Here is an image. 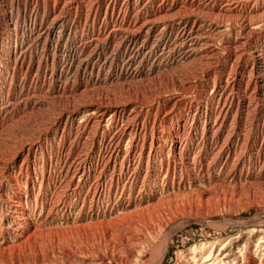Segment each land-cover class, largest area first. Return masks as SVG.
<instances>
[{
    "label": "rangeland",
    "instance_id": "1",
    "mask_svg": "<svg viewBox=\"0 0 264 264\" xmlns=\"http://www.w3.org/2000/svg\"><path fill=\"white\" fill-rule=\"evenodd\" d=\"M62 1V5L65 3L67 8L75 13V4L80 0ZM58 2L60 0H38L35 7L34 4L31 5L30 0H0V264H49L48 256L55 260L53 264H69L65 259L67 252L79 254L91 248L105 251L109 247L110 234L114 227H98L92 225L98 224V221L88 223L81 220L86 216L110 210H113L114 217L121 214L118 202L121 187H117L119 171H116L113 182L111 177L114 174V165L119 169L124 157L127 153L129 155L131 144L129 136L121 141L118 159L110 161L102 148L126 124L122 120L119 123L113 122V126L108 125L109 115L112 113L108 111L101 127L96 123L88 125L87 122H82L86 111L84 105L91 102H100L103 106H112L117 102L125 104L127 99L143 96L145 98L149 94L157 96L158 92L162 93L163 98H175L171 87L176 71L168 69L169 67L165 72H161L157 80L151 77V82H146L147 78L123 80L119 76L121 67H131L135 70L138 66L136 69L140 67L147 70L151 62L142 64L141 55L137 54L132 56L129 53V56H125L127 47L119 46L114 49L119 45L118 41L111 45L99 46L102 50L95 48L92 56L86 53L78 59L82 61L81 68L68 71L66 52L72 53L77 44L74 39L79 40L81 37V32L75 35V25L70 32L68 30L65 33L61 43L55 44L57 42L54 40L50 44L47 40V48L43 45L47 37L43 35L36 44L38 34L33 31V26L49 24V12L59 4ZM35 8L39 9V14L30 16V11L36 12ZM101 15L99 22L104 18V14ZM235 27L237 30L241 28L239 25ZM209 34L215 37L214 33ZM260 34L264 33H244L242 37L245 41L248 40V46H258L264 50V37L258 36ZM85 37H91L90 33ZM139 44L143 45L139 42L137 46H140ZM20 48L25 52L24 60H19L15 70H10V67L15 66V52ZM183 54L184 51H178L171 56L178 59ZM166 58H163V67L165 63H171ZM226 61V58L223 59L215 68L221 71ZM185 68L183 74L189 76L191 70ZM230 70L228 66L224 71L225 80L230 78L229 75L234 71L232 69L230 73ZM211 72L213 73L214 69ZM248 74H245L246 80L250 76ZM90 76L93 81L98 79L99 82L91 85ZM143 80L145 81L142 82ZM246 83L247 81L244 85ZM262 84L259 83L256 89H251L253 94L250 111L242 108L239 110L237 105H234V115L228 121V125L232 127L239 119L240 129L249 135L248 141L252 147L242 151L244 154L246 152L247 161L243 164L244 167H235L233 163L226 165L223 160L217 163L215 156L229 132L223 134L220 144L209 142L204 146L200 141L201 126L198 138L189 140L186 146L178 147L184 148L186 153L200 152L201 165L197 163L196 169L188 167L189 170L179 174L174 189H165L164 195H159V186H147V194L153 198L145 206L146 210L133 214L131 218L117 221L122 223L121 225L132 223L136 236L144 240L140 247L145 256L142 261L135 259L132 264H200L205 258L213 263L224 247H233L238 239L241 244L250 241L252 231L264 229V166L249 165L250 156L255 159L261 143L257 136L260 135L264 120ZM198 85L197 91H191L192 95L182 104L186 113L192 104L191 117L197 109L196 93L203 89L201 83ZM55 90L62 92L55 97ZM173 103L174 101L172 105L169 103L164 110L179 112V108L171 109ZM71 113H75L76 117L70 116ZM155 114V111H151L150 117L153 118ZM144 117L145 113L142 115V118ZM185 118L186 116H183V119ZM175 124L176 121H167L162 131L169 133L168 128ZM151 125L152 123L149 129L152 128ZM148 140L150 141L149 138ZM169 143L166 142L167 151L170 149ZM209 147H212L213 151L206 154L205 150ZM226 151L224 150L225 153ZM139 152L140 148L136 152L137 160ZM148 153L149 147L144 151L143 168L136 185L138 189L144 185L145 178L147 180ZM190 158H193L192 155ZM107 162H111L110 165ZM79 165H84V174L77 170ZM97 165L98 170L95 171ZM74 173L77 174L76 177ZM41 201L44 204H57L60 209L50 212L42 208ZM44 217H48L49 222H52L51 226L40 228L42 232L32 234L31 231L28 234L29 224L40 222ZM114 217L104 221H112ZM259 239L260 235L252 241L251 251L242 256L244 261L250 256H262L255 255ZM209 253H212V257H209Z\"/></svg>",
    "mask_w": 264,
    "mask_h": 264
},
{
    "label": "bare ground",
    "instance_id": "2",
    "mask_svg": "<svg viewBox=\"0 0 264 264\" xmlns=\"http://www.w3.org/2000/svg\"><path fill=\"white\" fill-rule=\"evenodd\" d=\"M30 3L37 7L38 0H30ZM58 3V5L54 6L49 12V17H51L49 24L44 25V23H41L38 26H33V31H36L38 34V38L35 41L36 44L43 35L47 37L46 41H44L45 44H43L44 47L47 48V40L50 44L53 43L54 40L57 42L55 44L61 43L64 40L65 33L68 30L70 32L72 26L75 25L74 33L77 35L81 32V37L79 40L78 38L74 39L77 41V44L75 43L76 45L74 46V51L72 53L66 52L65 56H68V60H66L68 71L73 68L77 70L80 69L82 61L78 59L82 56L84 57L86 53L92 56L95 52V48L107 44L111 45V43L114 44L117 41L119 45L115 46L114 49H117L119 46L127 47L125 48L126 52L123 50L125 56H129V53L132 56L133 54H137L141 55L142 64H149L151 62L150 68L147 70L140 69V67L136 69L138 66L134 68L135 70L131 69V67H121L119 76H121L123 80L147 78L146 82H151L152 78L157 80L161 76V72L168 67V69L174 72L176 71L174 73L175 78H173L174 84L173 86L171 85L173 92H175V98H163L161 95L162 93L160 94L158 92L157 96L149 94L148 97L145 96V98L143 96L142 98L136 97L134 99H127L126 103L123 102L125 104L115 102V105L106 106L105 104V106H103L98 101L99 104H92L91 102L90 104L84 105V110L86 111L84 112V120L82 122L85 121L88 125L90 123H96L98 127H101L103 125L102 120L104 115L108 111H112L109 115L108 125L113 126V122L119 123L122 120L126 124L122 127V130L120 129L121 131L118 134H114L110 138L109 143H106L107 145L102 148L110 161L118 159L120 142L128 136L130 138L131 151L129 155L127 153L126 157H124L125 159L124 161L122 160L123 163L119 169L114 165V174L111 177L113 182L117 173L116 171H119L120 177L117 179V187H121L118 197V202L120 203L119 212L121 214L115 215L116 217H114L113 210H110L102 214L97 213L90 217L86 216L81 220V222L88 223L92 221L95 223V221H98V224H92L98 225V227H114L113 231H111L112 234H110L111 239L109 240V247L106 248L105 251L99 248H91L79 254L67 252V254H65V259L69 264H132L135 259H138L140 262L145 256L144 250L140 247V244H142L144 240L136 236V231H134L132 223L128 224L126 222V224L121 225L122 223L119 224L118 220L131 218L133 214L146 210L145 206H147L151 202V198H153L152 195L147 194V186H159V190H161L159 195L160 193L164 195L165 189H168V191L174 189L175 181L179 174L182 175L183 172L189 170L187 169L188 167L196 169L197 163L201 165L200 156L202 154L200 152L191 154L190 151L186 153L185 149H179V146H186L185 144L189 142V140L192 141L195 139L198 136L201 126L202 137L200 141L204 146L209 142L211 144H220L221 137L227 131L229 134L224 141H222V144H220L221 146H219L220 149L215 156V160L217 163L223 160L222 162L226 165L233 163L235 167L243 166L247 161L245 158L246 152L244 154L242 151H245L248 147H252L248 141L250 139L249 135L240 129L239 119L238 123L232 125V127L228 125V121L231 116L233 117L234 115V105H237L239 110L242 108V110L250 111L253 94H251L252 87H258L259 83H263L262 89L264 91V50L258 46H248V40L246 39L247 41H245L242 37L244 33H253V35L256 33H264V0H135V2L134 0H80L75 4V13H73V10L67 8L65 3L62 5V0ZM35 9L36 12L34 10L30 11V16L34 15V13L35 16L39 14V9ZM102 13L104 14V18L99 22ZM98 23L99 26H97ZM233 23H235V26H241V28L237 30L236 27L233 26ZM88 33H90L91 37L86 39L85 36ZM209 33H214L215 37H212ZM258 36L264 37V34ZM139 42L143 45L139 44L140 46H137ZM240 48L241 50H238ZM178 51H184V54L178 59L171 56ZM15 55V66H13V68L10 67V70H15L19 60H24L25 52L20 48L18 52H15ZM165 56L171 63H165L163 67L162 62H164L163 58ZM225 58L227 61L225 65H223L224 68L218 71V68H215V66ZM64 61L65 58H63V62ZM228 66L234 71L231 73L230 70V78L225 80L223 74ZM184 68L191 70L189 76L183 74ZM213 69L216 74L211 72ZM246 72L250 75L249 78H247L248 80L245 78ZM68 76L69 75H67V77ZM96 77L98 78V76ZM90 78V82L92 81L91 85H95L99 82L98 79L93 81L91 76ZM144 81L145 80L142 82ZM246 81L247 83L244 85ZM198 83L203 85V89L199 93H196L195 104L197 105V109L195 114L191 117L192 104L189 106L187 113L182 109V104L192 95L191 91L193 92L197 89V86H199ZM84 89H86V87ZM61 92L62 90H57L55 97ZM173 101L174 103L171 109L179 108V112L176 113L175 111L173 112V110L166 112L164 109L169 106V103L172 105ZM151 111H155L156 113L153 118L150 117ZM144 113L146 117L142 118ZM74 114L75 113H71L70 116ZM242 115L243 114H241L240 117H242ZM183 116H186V118L183 119ZM73 117L75 118L76 116L74 115ZM236 118H238V116ZM167 121H176L177 123L171 126V128H168L169 133L162 131ZM151 123L152 128L149 129ZM257 138L261 139V143L255 155V159L253 156H250L249 165L257 166L263 164V167L264 120L260 135H258ZM166 142H170L169 151L166 150ZM148 147L149 153L146 158L147 180L145 178V182L143 181L144 185L140 186V188L142 187L141 189H138L136 185L138 183L139 173L143 168L142 161L145 159L144 151ZM138 148H140L139 160L136 158ZM211 150L212 147H209V149L206 148V154H209ZM224 150H227L226 153ZM166 151L167 153L165 154ZM189 155H192L193 158L191 159ZM211 158L213 159L214 157ZM107 163L110 165L111 162ZM229 167L231 169V165ZM78 168L77 170L80 173H85L84 165H79ZM94 169L97 171L98 165ZM163 173L164 175L162 176ZM230 174L228 175L230 176ZM76 175L77 174H75V177ZM168 191H166V193H168ZM41 202L42 208H46L50 212L60 209L57 204H44L43 201ZM19 204L21 203L19 202ZM132 210L135 212H130ZM112 217L114 218L111 221L110 219H112ZM107 218H110L109 221H104ZM30 224L28 234H30L31 231H33L32 234H34L36 232H42L40 228L51 226L52 222H49L48 217H44L40 222ZM258 235H260V239L256 247L257 253H255V255L261 254L262 256H258V258L257 255L253 257L250 256L244 261L242 256L245 255V252L249 253V251H251L250 247L252 241L256 239ZM115 236H117V238H115ZM250 238V241L244 242L243 244H241L238 239V242H234L235 248H233L234 246L229 248L224 247L219 252L216 259H214L213 263L209 261L208 258H205L200 264H262L264 262V229H255L251 232ZM163 253L165 252L163 251ZM211 254L209 257H212ZM47 258L50 259L48 261L49 264L54 263L53 261L55 260H52L49 256ZM156 260H159V258Z\"/></svg>",
    "mask_w": 264,
    "mask_h": 264
}]
</instances>
